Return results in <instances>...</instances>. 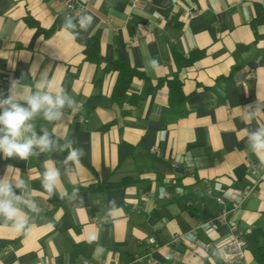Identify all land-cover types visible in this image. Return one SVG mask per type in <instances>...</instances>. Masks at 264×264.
<instances>
[{
    "label": "crops",
    "instance_id": "1",
    "mask_svg": "<svg viewBox=\"0 0 264 264\" xmlns=\"http://www.w3.org/2000/svg\"><path fill=\"white\" fill-rule=\"evenodd\" d=\"M90 7L93 23L80 38L97 40L96 51L65 39L68 13L59 0H0V92L7 96L13 79L34 87L46 73L76 102L55 127L86 153L76 185L82 203L41 188L45 165L53 160L63 171L66 151L28 161L0 154V176L15 167L42 208L27 232L0 223V264H225L217 249L203 247L227 237L224 224L171 242L218 216V197L231 209L233 193L253 184L255 194L229 219L243 236L264 227V154L248 148L244 132L264 126V0H92ZM119 60L135 71L120 100ZM175 77L187 108L177 118L166 111ZM249 105L259 110L246 124ZM34 123L38 135L54 127L41 117ZM187 153L192 167L176 162ZM59 187L73 191L67 176ZM112 198L119 211L109 215ZM238 264L258 263L247 249Z\"/></svg>",
    "mask_w": 264,
    "mask_h": 264
},
{
    "label": "clouds",
    "instance_id": "2",
    "mask_svg": "<svg viewBox=\"0 0 264 264\" xmlns=\"http://www.w3.org/2000/svg\"><path fill=\"white\" fill-rule=\"evenodd\" d=\"M93 23V16L80 14L78 17L66 16L62 24V32L65 39H75L81 31L86 32ZM153 70L159 68V62L153 58L149 61ZM24 88L26 90L21 91ZM75 100L63 87H57L53 79H49L46 73H41L34 87L23 86L22 81L13 79L10 81L8 94L0 92V154L3 158H18L28 161L41 154L53 152H67L63 160L66 166L62 171L56 162L51 160L41 173V188L48 197L59 196L70 203H82L79 196V183L82 167V158L85 150L77 147L78 141L70 138L66 131H58L55 125L66 123L71 115L69 110L74 109ZM259 106L249 105L244 108L241 119L247 124L257 114ZM41 117L48 124L54 125L51 131L47 126H41L42 134L36 132L34 121ZM248 148L257 156L264 154V126H258L254 130L245 128ZM63 141V143H61ZM176 162L184 163L188 167L195 165L191 153L181 154L176 157ZM16 169L7 165L5 172L0 176V223L15 232H27L33 216H38L42 208L35 198L31 196L28 181L17 177L13 173ZM18 170V169H17ZM62 176H67L73 185V191H60ZM19 190V194H17ZM107 214L112 215L119 211L115 198L108 201ZM96 234H91L90 242L96 240ZM216 256L223 259L224 252L217 248Z\"/></svg>",
    "mask_w": 264,
    "mask_h": 264
},
{
    "label": "built area",
    "instance_id": "3",
    "mask_svg": "<svg viewBox=\"0 0 264 264\" xmlns=\"http://www.w3.org/2000/svg\"><path fill=\"white\" fill-rule=\"evenodd\" d=\"M64 8L66 9L68 16L78 17L80 14H90L93 16L91 10L92 0H59ZM133 4H136L137 0H129ZM196 12H191V16H195ZM241 82L246 85V80H241ZM5 94V93H4ZM256 185L253 184L242 191H235L233 193V198L230 200L232 206L231 209L227 207V201L223 196L218 197L217 201L223 206L222 211L215 218L199 222L194 229L190 232L178 234L173 237L172 244L178 245L183 242V240L193 241L195 239V234L198 229L214 230L219 224H224L228 227V235L223 240L213 243L208 242L204 244V251L210 252L212 249H221L225 256L222 259L225 264H238L243 258L247 247V242L245 237L239 232L237 222L231 221L229 219V214L239 208L244 204L251 196L255 194ZM210 192V188H209ZM165 194V193H164ZM113 264H119L115 262Z\"/></svg>",
    "mask_w": 264,
    "mask_h": 264
},
{
    "label": "trees",
    "instance_id": "4",
    "mask_svg": "<svg viewBox=\"0 0 264 264\" xmlns=\"http://www.w3.org/2000/svg\"><path fill=\"white\" fill-rule=\"evenodd\" d=\"M77 37L81 39L80 33ZM81 41H83V43L87 46V49L91 48L95 51L98 49V42L95 39H81ZM115 68H117V70L119 71L121 78V83L118 86L117 92V99L120 100L124 93H126L130 80L135 75V71L127 64H125L122 60L117 61ZM169 83L171 93V106L168 107L166 111L169 112L171 110L170 108H172L173 114L177 118L187 113V108L185 107L186 96L183 91L182 83L178 79V77L171 79ZM123 184L124 182H109L106 183V187H118ZM244 237L247 242L246 250L248 249L252 253L255 261L258 264H264V227H255Z\"/></svg>",
    "mask_w": 264,
    "mask_h": 264
}]
</instances>
